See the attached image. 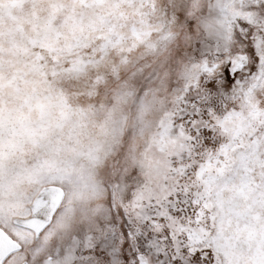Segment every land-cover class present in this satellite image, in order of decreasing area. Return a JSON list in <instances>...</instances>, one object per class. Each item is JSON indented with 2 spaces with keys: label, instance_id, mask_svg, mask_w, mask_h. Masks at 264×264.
<instances>
[{
  "label": "snow or ice",
  "instance_id": "1",
  "mask_svg": "<svg viewBox=\"0 0 264 264\" xmlns=\"http://www.w3.org/2000/svg\"><path fill=\"white\" fill-rule=\"evenodd\" d=\"M0 264H264V0H0Z\"/></svg>",
  "mask_w": 264,
  "mask_h": 264
}]
</instances>
